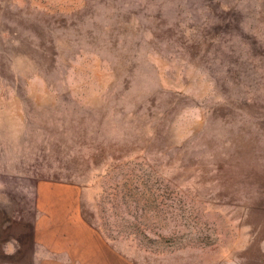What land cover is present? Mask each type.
Segmentation results:
<instances>
[{"label":"rangeland","instance_id":"1","mask_svg":"<svg viewBox=\"0 0 264 264\" xmlns=\"http://www.w3.org/2000/svg\"><path fill=\"white\" fill-rule=\"evenodd\" d=\"M57 184L136 264H264V0H0V224Z\"/></svg>","mask_w":264,"mask_h":264},{"label":"crops","instance_id":"2","mask_svg":"<svg viewBox=\"0 0 264 264\" xmlns=\"http://www.w3.org/2000/svg\"><path fill=\"white\" fill-rule=\"evenodd\" d=\"M55 186L40 195L34 217L2 219L1 234L17 241L11 255L22 258L18 264H136L84 214L78 185ZM72 189L76 194L67 193Z\"/></svg>","mask_w":264,"mask_h":264}]
</instances>
